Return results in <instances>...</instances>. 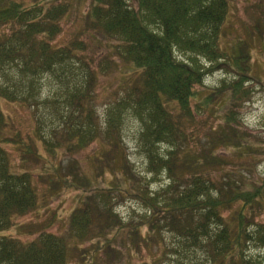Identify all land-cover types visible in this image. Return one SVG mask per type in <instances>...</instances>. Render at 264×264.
Wrapping results in <instances>:
<instances>
[{
  "label": "trees",
  "instance_id": "trees-1",
  "mask_svg": "<svg viewBox=\"0 0 264 264\" xmlns=\"http://www.w3.org/2000/svg\"><path fill=\"white\" fill-rule=\"evenodd\" d=\"M131 1L91 0L84 19L86 33L102 36L97 38L105 40L112 57L120 61L124 83L138 74L125 86L123 96L108 105L101 121L93 103L95 91L100 76L118 64L109 57L99 66L83 61L87 44L79 40L64 47L56 44L71 4L64 0H0V264H72L74 256L67 239L47 228L30 233L34 240L29 242L6 235L12 228L20 235L29 228L16 226L15 221L33 212L40 196L29 172L11 168L4 147L13 144L20 148L24 161L30 156L41 160L46 156L31 137L26 142L9 136L3 100L38 112L35 136L50 156H55L62 143L70 144V152L84 151L99 140L108 144L98 161L105 168L111 166L114 183L105 191L97 188L95 200L83 199L70 214L65 230L72 243L99 238L98 246L85 262L83 257L74 264H100L102 256L113 251L107 234L123 232L125 224L130 228L131 245L139 239L153 255L150 263L142 264L167 260L169 264H261L264 259L260 253L252 254L264 249V224L255 221L264 213V177L252 178V171L250 176L229 171L220 181L213 178L215 166L223 169V163L209 151L208 142L204 147L189 130L196 111L218 114L229 102L232 108L224 114V126L211 140L212 148L239 151V157L262 149L256 146L263 141L242 131L244 124L238 118V110L253 93L250 85L244 86L250 79L251 61L243 62L241 47L228 57L229 65L222 61L229 54L220 44L231 0ZM199 58L210 65L200 63ZM75 63L82 66L81 71L73 67ZM230 67L236 77L222 79L220 87L206 95L197 91L208 74ZM51 77L66 85V99L44 96L43 87ZM256 78L260 81L262 77ZM213 95L224 98L218 107ZM199 96L201 105L193 111ZM42 106L52 107L48 114L52 119L40 114ZM128 117L141 123L138 150L148 162L146 176L134 170L123 145ZM47 121L59 122V127L45 133ZM53 172L49 175L53 195L59 190H81L87 184L81 172L62 176L56 166ZM163 175L167 183L153 191L148 185ZM123 194L131 195L145 210L139 225L125 223L115 211L113 201ZM92 225L99 230L96 236L90 235ZM142 228L147 229V237H142ZM166 234L171 235L170 241ZM156 246L160 251L153 253Z\"/></svg>",
  "mask_w": 264,
  "mask_h": 264
},
{
  "label": "rangeland",
  "instance_id": "rangeland-1",
  "mask_svg": "<svg viewBox=\"0 0 264 264\" xmlns=\"http://www.w3.org/2000/svg\"><path fill=\"white\" fill-rule=\"evenodd\" d=\"M71 4V10L69 15L65 18L62 25L63 33L57 39L58 46H69L73 41L79 40L82 43L87 44V51L82 53V60L90 63H94L99 66L106 57L109 60H113L117 67L111 69L106 75H101L98 81V86L95 91L94 106L97 109V114L100 115L101 121H104L106 109L109 104L120 99L125 93V86L131 85V83L138 78V74L129 79L128 83H124L125 74L124 68H119L120 61L117 58L112 57L109 52V47L105 40H101L97 37H102L94 33H86V26L84 23L85 15L90 6L91 0H64ZM129 2H132L129 0ZM67 5V4H66ZM231 9L229 10V16L224 23V36L220 44L221 49L224 52H228V56L222 61H225L228 65V57L238 50L236 48L241 47L243 50V62L251 61V70L248 72V81L244 83V86H249L252 89V97L250 101H247L242 108L238 110V118L243 121L242 131L248 132L254 135L259 140L263 141L262 144L256 147L262 148L256 151V154L250 156L244 155L239 157L237 154L239 151L232 149H226L224 147L212 148L211 140L216 137L224 126V114H227L231 109V104L227 102L218 114L213 112L196 111V121L189 127L191 135L196 140H201L203 146H207L209 151L215 156H218L221 160L222 168L218 165L215 166L217 172L213 170V178H217L218 181L223 179V174L230 173L229 171H238L243 176H250V171L254 173L252 178L264 177V0H231ZM240 48V49H241ZM245 54V55H244ZM182 57L188 58L180 54ZM81 56V55H80ZM181 57V58H182ZM77 60V59H74ZM202 63V58L198 59ZM204 61V60H203ZM232 64V63H231ZM233 65V64H232ZM73 67L82 70V66L75 63ZM234 68L230 67V70H216L206 77L204 84L199 86L197 91L201 92V95H206L209 92H214L220 87L222 79L231 80L233 76L236 77ZM238 71V68H237ZM127 73V72H126ZM260 76L261 80L256 77ZM129 77V73H127ZM246 80V79H245ZM68 80H64L67 83ZM44 96L54 95L59 99H66V85H61L56 77H51L46 80L43 87ZM212 95V94H210ZM53 98V99H56ZM215 101V105L221 103L224 100L223 97L211 96ZM201 96L193 102V111L197 109L200 103ZM2 110L4 117L7 121V131L9 136L22 141L21 138L27 140L31 137L33 142L38 145L40 153H45L46 158L43 160L30 158L25 161L22 159L21 150L15 145L5 146L7 153L9 154V160L11 168L18 172L27 171L32 175L33 183L36 186L39 193L38 207L31 213L19 217L16 219L15 224H26L29 228L23 233L12 228L6 232V235L17 237L18 239L29 242L34 240V237L30 233H38L44 229L47 232L61 235L67 239L70 249L73 251L72 264L85 260L95 252L99 238L85 240H72L65 234V230L68 227L69 216L76 209L82 205V200L86 197H91L95 200V191L107 190L108 187L114 183L115 176L113 175V169L111 166L105 168L98 161V157H104V153L109 149L105 140H99L90 145L84 151H69L70 144L62 143L58 148L55 156H50L43 148V143L35 136V132L38 131V125L36 117L38 112L32 107L23 106L19 103L11 104L2 101ZM52 107L46 109L42 106L40 114H47L45 118L50 120L48 114L52 113ZM52 119V118H51ZM56 122L55 125L47 121L44 131L48 133L51 127H59ZM141 131V123L134 117H128L123 128V145L126 148V152L129 154L132 164H134V170L139 172L142 176L147 175V164L144 161L143 156L138 150V138ZM19 136V137H18ZM58 137V136H57ZM51 139H56L52 137ZM208 140V141H207ZM194 148L198 150L200 147L193 142ZM43 153V154H44ZM240 154V153H239ZM144 161V162H143ZM27 162V163H26ZM53 166L57 167L58 172L62 176L72 174H79L81 172L84 178L88 179L84 189L81 190H68L58 191L53 195V188L51 186L50 174H53ZM103 167V169L101 168ZM105 168V169H104ZM226 176V175H225ZM160 179L153 182L151 189L158 191L160 187L164 186L167 181L165 176H159ZM153 185V186H152ZM97 195L99 196L98 191ZM131 195L123 194L122 197H116L113 201L116 207L115 211L120 215L125 223L135 222L139 225L142 220L141 216L144 215L145 210L139 205V203L132 199ZM256 222L264 224V213L258 214L255 217ZM128 224H125L123 232L117 233L111 231L107 234L108 240H112L110 254L103 255L100 264H142L145 261L151 262L153 255L151 256L147 252V248L138 242L137 239L133 245L131 240L128 239ZM142 237H147V229L142 228ZM99 230L95 229L92 225L90 235L96 236ZM169 236V238H166ZM166 240H171V235H165ZM158 240V239H157ZM107 241V240H106ZM136 244V246L134 245ZM77 248V249H75ZM133 248V249H132ZM130 250V251H129ZM160 251L158 246L152 249ZM116 253V254H115ZM262 254L264 257V249L255 250L253 255ZM159 255V254H157ZM173 261V260H171ZM170 260H167L164 264H169ZM261 264H264L262 259Z\"/></svg>",
  "mask_w": 264,
  "mask_h": 264
}]
</instances>
